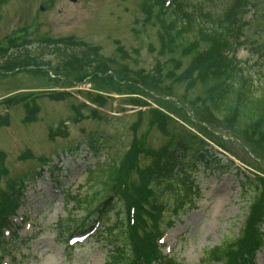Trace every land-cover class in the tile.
Segmentation results:
<instances>
[{
    "label": "rangeland",
    "instance_id": "374dc122",
    "mask_svg": "<svg viewBox=\"0 0 264 264\" xmlns=\"http://www.w3.org/2000/svg\"><path fill=\"white\" fill-rule=\"evenodd\" d=\"M191 1L204 14H212L214 19L234 4V0ZM144 2L78 0L74 4L69 0H9L0 8V49L9 50L0 55V68H6L5 63L11 55L26 54L37 59L20 61H27L31 71H20L4 79L0 76V116H6L9 121L8 126L0 128V192L7 190L11 183L25 181L24 204L17 218L19 221L27 219L17 243L9 245L12 255H8L4 264H106L109 247L101 233L74 246L66 240L69 219L85 220L88 215L86 209L75 210L72 197L100 191V187L88 182L89 171H93L96 178L101 169L111 165V161L124 156L135 138L140 143L144 137V149L148 151H157L166 145L168 137L156 123L153 124L156 112H171L179 117L180 107H185L190 115L198 110L202 113L203 104L198 100L202 90L188 94L184 86L165 84L160 91L133 95V90L126 86L125 80L132 78L124 74L143 72L146 76L156 75L160 69L162 75L167 76L174 71L182 73L189 64V60L181 57L177 61L182 62V68L176 70L169 62L171 58L161 55V46L156 39L157 26H153L155 22L147 23ZM253 10L245 14L242 37L239 44H234V54L245 77L250 80L251 94L255 99L264 92V0H257ZM203 21L204 29L211 32V23ZM197 26L204 30L199 23ZM230 38L234 43L235 35L230 34ZM78 45L96 49L99 57L112 60L111 64L108 63L111 73L129 70L117 77L122 85L118 90L122 92L106 88L105 81L109 83L110 75L95 79L91 75L75 73L68 66L71 55L55 51L59 47L66 50V46L76 50ZM88 61L95 59L89 58ZM94 63L97 65L98 62ZM46 65L52 67L57 79L50 81L51 74ZM165 80L171 83L172 79ZM107 87L114 85L107 84ZM170 87L173 93L166 90ZM43 93L51 96H43ZM57 94L65 95V98L59 100ZM27 96L32 97L25 100ZM9 99L12 102L7 104ZM135 100L143 107L129 103ZM32 102L39 109L30 122L25 121ZM81 103L86 104L81 112L87 115L89 109L92 116L94 110L101 120L87 118L78 121L74 108ZM189 114L188 120L174 118L173 127L183 128L184 132L203 139V126H195ZM192 117L201 122L196 116ZM61 120L67 121L64 124L67 135L51 138L50 129L57 127ZM220 128L222 130H217L220 135L235 138L232 133H225L228 131L226 126ZM206 138L219 154L214 156L222 160V169L227 167L226 159H231L247 175L256 178L257 186L242 188L240 183L244 176L240 174L243 172L222 170L219 174L214 165L203 164H197L196 170L186 167L191 170V193H183V188L177 185L179 194L164 189L159 199L167 207L160 230L175 222L172 228L165 230L159 244L178 264H209L204 253L223 240L233 241L239 236L254 200L264 192L261 182L264 180V160H258L260 156L256 157L250 151L239 133L237 138L243 143L244 150L237 142L224 144L217 138ZM97 145L100 153L95 156L92 148ZM151 162V158L143 159L142 165L146 167ZM187 194L186 202H191L190 205L185 207L182 204L179 207L183 209L174 212L177 201ZM107 197L103 194L101 203ZM115 217V213L109 214L105 226ZM255 262L264 264V247Z\"/></svg>",
    "mask_w": 264,
    "mask_h": 264
},
{
    "label": "trees",
    "instance_id": "16d2710c",
    "mask_svg": "<svg viewBox=\"0 0 264 264\" xmlns=\"http://www.w3.org/2000/svg\"><path fill=\"white\" fill-rule=\"evenodd\" d=\"M8 1L0 0V8ZM256 1L235 0L237 5L230 10L233 16L229 18L227 10L218 19H214L210 13L204 14V11L191 0H173V4L169 6L166 4L170 0H146L144 2L147 23L155 22L156 25L153 26H157L156 39L161 46V55L169 56L171 58L169 62L177 68L176 70L182 68V62L177 61L181 57L189 60V64L180 74L174 71L163 76L160 69H157L156 75L146 76L143 72H139L142 74L134 72L133 75L124 74L133 79L125 80L126 86L133 90L132 92L127 89L128 92L137 95V93H146L150 90L160 91L164 89L165 84L184 86L188 94L195 90H202L198 100H201L203 110L202 113L198 110L200 114L193 111L190 115L185 107H180L181 109L178 108L179 117L171 112L167 114L156 112L153 124L156 123L164 136L168 137L166 145L160 150L148 151L144 149L146 145L144 137L140 143H137V138H135L124 156L111 161V165H108L107 169H101L96 178L93 176L94 172L89 171L88 182H93L95 187H100V191L79 193L76 197H72L75 200V210L86 209L88 215L85 220L69 219L66 226H70L71 232L72 230L81 231L87 226V220L94 215L109 212V214H116L113 222L107 227L102 226L101 234L104 235L102 239H105L107 248L109 247L106 264H153L160 259L166 264H178L174 259H164L157 244L158 238L162 235L160 228L164 211L167 208L159 202L160 193L164 189L175 191V186L179 185L190 194L192 191L188 175L190 171L186 168L190 165L194 169L197 164L214 165L218 168L219 174L224 170L243 172L233 161L229 160H226V169H222V160L215 158L214 155L218 153L206 141L208 140L206 136L210 139H218L215 133L217 130H222L220 128L222 125L228 128L225 133H232L231 136L235 139H238L237 133H239L242 141L250 147V151L256 157L262 158L259 157L258 160L260 162L264 160V92L261 97L254 99L250 90L251 84L241 70L240 64L236 60L228 62L225 56L226 52L232 50L229 32H239L240 29L237 28L239 24L245 25L241 19L246 13L254 11ZM197 19L201 22H204L203 20L210 22L212 31L197 28ZM194 33L195 35L192 36ZM59 48L55 51L71 55L68 66L75 73L91 75L95 79H103L110 75L109 83L105 81L106 88L118 90L122 87L117 77L129 70L111 73L113 71L109 64L113 61L99 57L98 50L83 45H78L76 50L67 46L64 47L68 48L66 50ZM7 52H9L8 48L0 49V55ZM89 58H94L98 62L97 65L95 61H88ZM166 78L172 79L171 83H167ZM117 80L118 84H116ZM226 83L229 84L227 89L222 86ZM107 84L114 85V87H107ZM166 90L173 93L171 87ZM55 96H58L59 100L65 98L62 94ZM11 102L12 99H9L7 104ZM129 103L136 107L143 105L136 103V100L129 101ZM85 108V105L76 107L78 121L99 118L94 110L92 116L89 109H87V115L84 112L81 113ZM34 110L37 111L38 106L32 108L33 112ZM174 110L171 111L174 112ZM188 114L195 126L198 128L203 126L201 130L206 135H203V139L184 132L183 128L173 127L174 118L178 117L180 121L185 118L188 120ZM192 116H196L201 122H196ZM202 122L205 124L201 125ZM8 124L7 117L0 116V128ZM240 126L242 129H239ZM56 135H67L64 123L62 126L51 129V138ZM219 140L223 143L221 138ZM239 146L244 150L243 143ZM92 151L95 156H98L100 147H94ZM148 158H151L152 162L145 167L142 165V160ZM182 163L185 164L184 170L176 172V169L183 166ZM240 175L244 176V180L240 183L242 188H256L255 178L247 175L245 171ZM261 182L264 186V180ZM25 186L26 182L22 180L9 184L7 190L0 192V237H4L6 229H12L13 217L22 206ZM103 194L108 197L101 203ZM189 194L177 201L176 206L173 207L174 212L183 209L179 207L182 204L186 207L188 203H191L186 202ZM59 226H63L61 221ZM263 226L264 192L262 196L254 200L251 215L239 237L234 241L223 240L217 247L206 251L205 261L209 264H254L253 253L259 245L264 244Z\"/></svg>",
    "mask_w": 264,
    "mask_h": 264
},
{
    "label": "water",
    "instance_id": "95a60500",
    "mask_svg": "<svg viewBox=\"0 0 264 264\" xmlns=\"http://www.w3.org/2000/svg\"><path fill=\"white\" fill-rule=\"evenodd\" d=\"M72 2H76V0H71Z\"/></svg>",
    "mask_w": 264,
    "mask_h": 264
}]
</instances>
